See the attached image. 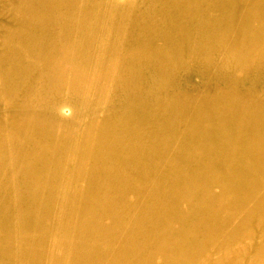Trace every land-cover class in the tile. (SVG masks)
Here are the masks:
<instances>
[{"label": "bare ground", "instance_id": "bare-ground-1", "mask_svg": "<svg viewBox=\"0 0 264 264\" xmlns=\"http://www.w3.org/2000/svg\"><path fill=\"white\" fill-rule=\"evenodd\" d=\"M122 1L0 0V264H264V0Z\"/></svg>", "mask_w": 264, "mask_h": 264}, {"label": "rangeland", "instance_id": "rangeland-1", "mask_svg": "<svg viewBox=\"0 0 264 264\" xmlns=\"http://www.w3.org/2000/svg\"><path fill=\"white\" fill-rule=\"evenodd\" d=\"M111 2H113L115 5L116 4H119V5H123L124 4V2L122 0H116V1L115 0H111ZM193 83L198 84L199 83V79L198 78H193ZM108 88H109V90H111V85L110 84H108ZM114 97H120V96L115 93ZM81 108H82L83 111L87 110V107H85V106H82ZM92 109L96 110V109L93 108V106H92ZM99 114L101 115V112ZM72 116H73V113H72L71 110L66 111V112H59L57 114L58 119H60L62 123L70 121ZM75 127H77V126H75Z\"/></svg>", "mask_w": 264, "mask_h": 264}]
</instances>
